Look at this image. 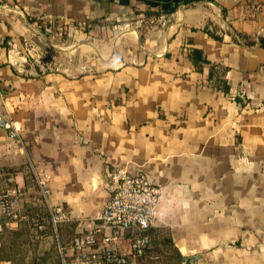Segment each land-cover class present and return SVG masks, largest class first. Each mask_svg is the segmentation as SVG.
Here are the masks:
<instances>
[{"label": "crops", "instance_id": "obj_1", "mask_svg": "<svg viewBox=\"0 0 264 264\" xmlns=\"http://www.w3.org/2000/svg\"><path fill=\"white\" fill-rule=\"evenodd\" d=\"M261 38L264 0H0V109L23 133L0 129V181L20 187L28 220L44 219L49 185L72 263L112 174L144 171L161 189L150 238L171 239L181 264H264Z\"/></svg>", "mask_w": 264, "mask_h": 264}, {"label": "built area", "instance_id": "obj_2", "mask_svg": "<svg viewBox=\"0 0 264 264\" xmlns=\"http://www.w3.org/2000/svg\"><path fill=\"white\" fill-rule=\"evenodd\" d=\"M65 27L72 26H62L59 21L50 20L47 31L60 34ZM48 56L47 51H40L35 61L45 68H52L53 62ZM0 129H4L10 138L23 143V133L18 122L1 109ZM38 187L48 204L51 223L57 228L60 223L69 219L68 213L51 204V189L45 181L38 179ZM106 188L109 198L98 217L101 228L76 235L72 240L76 251L75 260L72 263L63 259V264H140L139 259L146 255L151 244L149 231L155 223L161 203L160 187L147 172L133 174L115 171ZM23 220H28V217L22 212L21 189L8 177L0 181V247L5 227ZM102 229H109V232L100 234ZM125 233L132 235L126 251L120 245ZM0 264L19 263L0 260ZM20 264L33 263L27 260Z\"/></svg>", "mask_w": 264, "mask_h": 264}, {"label": "rangeland", "instance_id": "obj_3", "mask_svg": "<svg viewBox=\"0 0 264 264\" xmlns=\"http://www.w3.org/2000/svg\"><path fill=\"white\" fill-rule=\"evenodd\" d=\"M44 203L46 205L44 219L39 220L33 216L34 219L20 221L17 229L8 227L4 232L3 241L8 243L16 241L21 244L25 249L23 261L29 260L35 264H61L63 263V250L60 249L59 242L63 246L65 243L64 240L58 238L56 229L50 220L48 204L45 200ZM58 230L60 231L59 226ZM47 239L50 240L49 244L45 243ZM163 242V237L153 235L152 247L140 259L141 264H175L171 261L170 252L163 246Z\"/></svg>", "mask_w": 264, "mask_h": 264}, {"label": "trees", "instance_id": "obj_4", "mask_svg": "<svg viewBox=\"0 0 264 264\" xmlns=\"http://www.w3.org/2000/svg\"><path fill=\"white\" fill-rule=\"evenodd\" d=\"M173 10L174 9H170L167 12H172ZM210 34H211V36H213L216 39H221V37L219 35H216L214 33H210ZM260 44H261V46L264 47V38L260 39ZM193 60H194L196 65H198V64L202 65L203 63H207L208 62V60L203 56L202 51H200L199 49H195L193 51ZM198 66H200V65H198ZM213 75H214V72H213V69H212L210 71V77H212ZM221 83L223 84L224 90L227 91L228 90V86H227L226 82L223 79H221ZM6 229H7V227H5L4 232L6 231ZM4 232H3V235H4ZM152 241H153V239H151V244H150V246L148 248V251L152 247ZM163 241H164L163 242L164 243L163 246L166 249H168L169 252H170L171 261H174L175 264H181L182 255L173 246V243H172L171 239H169L168 237H164ZM148 251H147V253H148ZM24 252H25V249L18 242L13 241V242L8 243V242H4L3 241V243H2V245L0 247V260H11L14 263H19L20 264V263H23V262L27 261V260L23 261V259L25 257V255L23 254ZM19 253H21L22 255H20ZM143 257H141V258H143ZM62 258L67 261L64 251H63ZM140 259H139V262H140ZM32 263L35 264L34 262H32ZM58 264H60V263H58ZM61 264H63V263L61 262Z\"/></svg>", "mask_w": 264, "mask_h": 264}]
</instances>
